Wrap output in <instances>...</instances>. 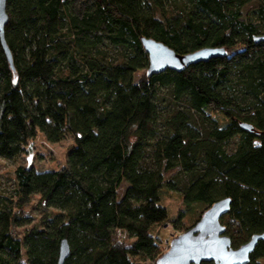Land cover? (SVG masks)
Here are the masks:
<instances>
[{"label":"trees","instance_id":"16d2710c","mask_svg":"<svg viewBox=\"0 0 264 264\" xmlns=\"http://www.w3.org/2000/svg\"><path fill=\"white\" fill-rule=\"evenodd\" d=\"M7 13L0 158L40 133L73 143L64 167H18L0 195V264H58L63 240L65 264H157L165 190L203 215L231 199L221 223L234 249L264 233V0H8ZM143 38L225 54L150 77ZM34 197L40 225L16 237ZM262 261L264 241L248 264Z\"/></svg>","mask_w":264,"mask_h":264},{"label":"water","instance_id":"95a60500","mask_svg":"<svg viewBox=\"0 0 264 264\" xmlns=\"http://www.w3.org/2000/svg\"><path fill=\"white\" fill-rule=\"evenodd\" d=\"M7 3L8 0H0V38L13 68L12 54L5 40V28L9 22ZM142 44L149 56L148 75L150 77L168 70L181 72L192 64L208 62L225 54L223 49L206 48L182 56L153 39L143 38ZM242 129L248 132L253 131V127L248 124H243ZM230 206L231 199L215 203L195 226L170 243L169 251L157 261V264H248L259 242L264 241V233L252 236L247 243L234 249L231 238L226 235V227L221 223L222 218L228 214ZM69 256V243L63 240L58 264H65Z\"/></svg>","mask_w":264,"mask_h":264},{"label":"rangeland","instance_id":"374dc122","mask_svg":"<svg viewBox=\"0 0 264 264\" xmlns=\"http://www.w3.org/2000/svg\"><path fill=\"white\" fill-rule=\"evenodd\" d=\"M145 73V71L138 72L135 75V81H139ZM72 143V138L69 136L59 144H51L46 140L44 135L40 133L36 140L28 147V152L13 160L0 158V195L8 196L9 194H14L16 189L15 171L18 167H35L39 171L56 170L64 167L66 164L67 153L72 146ZM119 192L122 196L124 187H121ZM162 198V204L169 211L170 222L159 225L153 231V235L156 238H159V249L164 255L169 251L170 243L192 228L201 219L204 211L200 206H194L187 210L183 203L182 194L178 192H169L168 190H165ZM38 199V197H34L31 204L24 208L22 214L23 217H30V225L15 229L14 236L22 238L27 230L40 225L42 212L37 206ZM180 212L185 213V218L181 224L182 230L178 231L174 227V221L177 219ZM225 222H228V219ZM118 238L120 242H123L124 244L131 242L126 236H123L120 233H118ZM23 262H26L24 250ZM262 264H264V261H262Z\"/></svg>","mask_w":264,"mask_h":264}]
</instances>
